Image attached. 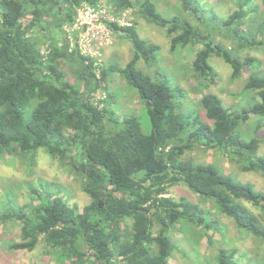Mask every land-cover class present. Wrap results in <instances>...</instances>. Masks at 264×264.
<instances>
[{
	"label": "clouds",
	"instance_id": "9594fccd",
	"mask_svg": "<svg viewBox=\"0 0 264 264\" xmlns=\"http://www.w3.org/2000/svg\"><path fill=\"white\" fill-rule=\"evenodd\" d=\"M60 2L64 14L56 25L49 28L42 22L33 30L36 34L45 27L39 36L44 50L33 57L34 63L24 65L29 75L21 97L27 119L38 114L39 126L51 135L39 141L29 135L25 152L19 141L0 146V162L20 173L0 179V245H8L9 233L19 225L28 233L20 243L37 242V261L63 252L70 257L68 264H168L170 257L180 264H217L221 249H241L234 264H264V0ZM81 14L91 17L88 31L99 37L93 45L97 55L79 47ZM219 64L231 70L227 78ZM225 98L230 106H225ZM45 105L59 115L44 118ZM18 127L23 131L24 122ZM57 127L75 131L62 136L53 133ZM133 134L140 153L128 179L136 195L106 208L104 215L94 210L87 214L85 226L93 229L88 233L89 251L95 248L97 232L103 233L104 248L99 259L78 260L80 250L88 248L81 239L84 228L79 222L70 232L57 233L45 210L49 201L74 202L81 189L95 194L99 186L93 175H99L106 188L117 167L114 160L126 151ZM253 142L261 146L260 154ZM42 152L54 162V174L40 168ZM209 162L253 180L235 188V174L213 171L206 166ZM185 173H194L196 179ZM205 173L235 188L247 204L233 197L240 204L233 207L211 186L202 191L200 176ZM161 185L165 191L172 186L183 190V214L175 201L162 203L153 191ZM186 185L205 198L220 200L221 215L230 214L233 224L225 226L215 212L206 216L195 207L197 198ZM137 198L135 206L131 202ZM114 208L119 209L115 214ZM73 213L72 208L65 210L70 219ZM79 215L85 218L83 212ZM190 220L204 223L193 233ZM205 226L211 245L201 241L193 246L194 239L204 236ZM180 227L184 232L179 241L170 243L171 230ZM41 233L46 242L39 240ZM185 233L190 235L186 238ZM124 246L133 251L117 255Z\"/></svg>",
	"mask_w": 264,
	"mask_h": 264
},
{
	"label": "trees",
	"instance_id": "16d2710c",
	"mask_svg": "<svg viewBox=\"0 0 264 264\" xmlns=\"http://www.w3.org/2000/svg\"><path fill=\"white\" fill-rule=\"evenodd\" d=\"M63 6L60 0H0V108L4 110L0 112V146L7 147L11 143L19 141L21 143V152L28 151L29 146V135L35 136L37 140H42L46 135H51L49 129H43L39 126L38 114H34L31 119H27V113L25 111L24 105L21 102L22 97V88L28 83L25 79L29 74L24 68L25 64L31 65L34 63L33 57L35 55L39 56L43 52V40L39 39L40 35H43L45 32V27H40L39 32L33 34V30L36 29L42 22L46 27H52L56 25V22L59 20L60 16L63 15ZM199 23V21H197ZM57 27H59L57 25ZM224 65V64H223ZM227 71L230 73V69L227 65H224ZM224 102V101H223ZM5 105L7 107L5 108ZM226 106V105H225ZM44 113H42L44 118L51 119L53 114L59 115V112L56 111L54 107L48 105L42 106ZM196 120L199 121L200 117L197 116ZM24 122V130L18 127V123ZM48 120H45L44 123H47ZM71 131L75 129L65 128L62 131L57 127L53 130V133H59L60 135H70ZM27 133V135H26ZM255 144V142H253ZM137 145V147H133ZM139 142L135 134L128 137L125 149L126 151L122 152L119 159H115L114 163L117 165L113 169V179H109L107 182V187L105 188L104 184L100 180L99 175H93L91 178L95 179L99 186V190L94 194L87 189H81L80 191L85 193L88 197L87 204L83 206L78 202H67L62 205L61 201H56L53 204L49 201V210H45V215L50 217L51 227L59 233L62 229H67L69 232L76 227L80 222L81 227L84 228L83 235L81 239H85V243L88 245V248H82L79 255L77 256L78 260H83L87 256L88 259H99L102 255L101 250L104 248L103 242V233H96L95 239V248L90 252L91 241L88 237L89 231H93L91 226H85L87 223V214L94 210L100 215H104L106 208L111 205H122L124 203V198L136 195L135 192L131 190L132 185L128 179V175L131 174V166L134 162V158H138L140 153V147L138 146ZM217 148L220 146L217 145ZM255 151L257 154H260L262 149L259 144H255ZM112 147L108 148V155H111ZM42 158L48 157L47 153H41ZM49 158V157H48ZM54 163L53 161H51ZM85 166H87V161H85ZM207 167H210L213 171L223 173L222 169L219 166L213 164H207ZM232 175L233 173H229ZM189 178L195 180L194 173H185ZM200 180L205 185L202 191H206L208 186H211L213 191L217 196H223L225 199H228L233 207L240 206L239 203L233 202L232 198L235 197L237 201L247 204V201L244 200L243 194L237 192L235 188L243 187L251 181L241 180L239 175L235 174L233 179V184L235 188L228 187L227 185L220 184L216 176L209 175L205 173L200 176ZM239 180V183L236 181ZM175 186H172L169 191H165V186L161 185L159 188H154L153 191L156 192L160 197L163 198V204H171L174 201L176 202L177 211L183 214V205H184V196L176 198L173 195H170L171 189ZM189 192L197 198V202L194 205L199 208L206 216L212 215L210 208H204L201 206V202L209 203L213 208L214 212L221 217L219 222L226 226L222 221L223 219L229 220L233 224V219L230 214L221 215V209H223V203L220 200H217L215 196L204 197L202 193L196 191L192 185H186ZM143 191V189H141ZM101 195L104 196V199L101 200ZM91 200H95V204L90 203ZM12 200H9L11 202ZM139 198L136 201H133L135 206L139 205ZM13 203V202H12ZM147 203V200L144 201ZM191 203V202H189ZM72 208L74 210V219H70L65 215V210ZM11 210V209H10ZM253 211L258 209L253 208ZM113 214L119 211L118 208H114ZM141 213L147 212V209H139ZM83 212L85 218H82L79 213ZM8 217H5L7 219ZM43 223V218H40ZM108 220V216L105 215V221ZM63 221V222H62ZM101 221V223L105 222ZM203 221H197L193 223L189 221V226L197 228L200 225H203ZM99 226V225H98ZM97 226V227H98ZM182 228H173L169 234V242L175 243L171 238L174 234H179L182 232ZM208 229L204 227V236L208 240L209 246L211 245V237L207 235ZM27 230L26 227L20 226V237L21 240L27 239ZM46 237L43 233L40 234L39 240L41 242H46ZM74 239V237H73ZM10 242L8 244V249L11 251H27L32 252L37 246V242L33 241L31 244ZM63 246V245H61ZM97 252V255L93 256L92 252ZM133 251L132 248L124 246L121 250L118 251L117 255L128 256ZM241 249H229L225 251L224 249L220 250L219 256L217 257V264H234L233 257L240 253ZM76 254L75 252L73 253ZM52 256L57 264H68L70 257H66L63 252L59 256ZM172 257L168 259V264H170ZM129 264H137L135 260L129 262Z\"/></svg>",
	"mask_w": 264,
	"mask_h": 264
},
{
	"label": "rangeland",
	"instance_id": "374dc122",
	"mask_svg": "<svg viewBox=\"0 0 264 264\" xmlns=\"http://www.w3.org/2000/svg\"><path fill=\"white\" fill-rule=\"evenodd\" d=\"M160 43L163 44L164 42L161 40ZM217 67H218V70L221 71L222 73H224L225 77L227 78V76L229 75V72L227 71L225 66L223 64H219ZM224 104L226 106H230L229 105V101L226 98L224 99ZM41 156H42V154H41ZM41 156H40V168L43 171L49 173L50 175L54 174L56 169L54 167L50 168V164H53V163L49 160L48 157L42 158ZM208 164H213V163L209 162ZM213 165L219 166L217 164H213ZM222 171L223 172L227 171L229 173L237 174V175H239L241 180H249L251 182L253 180V177H251L250 175H247V174H245L243 172H236L235 169L225 168V169H222ZM19 174L20 173H19L18 169H13L11 167L6 166L3 162H0V179H4V178H6L8 176H13V175H17L18 176ZM182 193H183L182 189L181 190H177V188L174 187V188L171 189L170 195H173L174 197L179 198V197L184 196V194H182ZM22 200H23V197H21V200L17 201L16 203H20V202H22ZM88 200L89 199L86 196V194L81 192V191H79L78 198H76L74 200V202H78L80 205L83 206L84 204H87ZM70 202H73V201H70ZM201 206L204 207V208H210V211L212 212V214L214 213V210L209 205V203L201 202ZM9 208L11 210L14 208V205H13L12 201L9 202ZM219 218L221 220V217H219ZM222 221L226 224V226H230L229 224H231L229 222V220H227V219H223L222 218ZM192 229H193V233H194L196 228L192 227ZM182 232H184V228H182ZM182 232H180L177 235L176 234L170 235V236H172L171 238H173L172 240L174 242H178ZM189 235H190L189 233H185L186 238ZM8 240H9V243L13 242V241L14 242H18V241L21 240V237H20V226L19 225L16 226V228H15V230L13 232L9 233ZM201 241L206 242L208 244V240L206 238H203L202 236H200L197 239H194L192 241V245L194 246L195 244H198ZM37 248H38V246L32 252H27V251H16V252H14V251H11V250L8 249V245H6V246L5 245H0V264H57L55 259L52 256H49V255L45 256L43 261L35 260L34 257H35V255H37V252H36ZM180 255H183V253H180ZM170 264H180V261L177 258H172Z\"/></svg>",
	"mask_w": 264,
	"mask_h": 264
},
{
	"label": "built area",
	"instance_id": "2783aa9c",
	"mask_svg": "<svg viewBox=\"0 0 264 264\" xmlns=\"http://www.w3.org/2000/svg\"><path fill=\"white\" fill-rule=\"evenodd\" d=\"M78 22L83 25L81 28V35L79 36L80 49L87 55H97L98 53L95 51L93 45L99 42V37L94 39L93 37L95 34L88 31L91 23V17L81 14Z\"/></svg>",
	"mask_w": 264,
	"mask_h": 264
}]
</instances>
